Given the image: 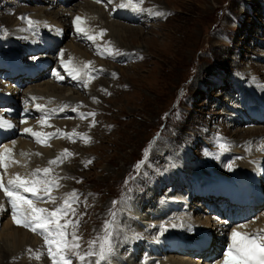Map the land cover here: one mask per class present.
I'll use <instances>...</instances> for the list:
<instances>
[{"label": "rangeland", "instance_id": "1", "mask_svg": "<svg viewBox=\"0 0 264 264\" xmlns=\"http://www.w3.org/2000/svg\"><path fill=\"white\" fill-rule=\"evenodd\" d=\"M30 1L31 3L29 0H0V88L4 90L3 82L6 81L3 79L5 77L4 60L13 55L8 56V52L5 50L9 48L13 52V49L10 48L13 47V39L24 30L21 22L22 18L51 19L50 16L53 18L58 13L60 22H64L71 27L77 12L85 9L87 2H89V0H74L64 7L58 5L60 3L67 4L64 1H58V4L53 6L49 5V3H52L51 0ZM131 1L135 4L136 13L130 16L123 12V4L113 5L112 0H105L104 3L94 5L95 7L93 4L89 6L92 13L96 14L95 18H100V16L102 18L107 10L108 13H106L109 14V19L120 21L119 23L123 26L140 28L139 33L123 31L121 38L127 47L116 49L115 52L122 51L111 55L110 63L106 62L102 67L94 65L92 72H95L99 77L103 76L107 81L97 84L96 87H85L82 84H76L79 85L78 88L76 85L75 87L68 85L71 91L78 92L74 96L76 99L80 100L82 94V99L86 101H83V103L74 101L75 104L72 103V105L64 108L71 114L74 105L81 104L82 114L77 116V118L79 117L78 120L73 116L71 117V121L85 122L84 125L78 126L76 130L78 133L75 136L80 140H74L76 146L65 145L63 152L56 153L51 159L56 163H50V161L44 166L37 164L42 165L38 167H41L43 171L48 169V166L52 169V175L50 176L52 180H49V182H55L57 186L51 192L52 198H55H51V201L60 202V205L53 209H46L47 211L44 214L46 215L48 211V213H52L57 209H63L64 211L58 214H61L60 225H66L64 228L65 239L72 242V233H75L77 237L75 244L79 245L80 237L87 232L86 246L91 247V244L97 242V253H99L100 245L105 242L106 237H110L111 248L106 256L113 252L116 255L120 254L122 257H118L119 264L126 262L141 264L140 259L143 256V251L154 252L157 247L156 237L153 236L157 227L156 223L154 220H141L133 214V209L138 205L143 210L149 207L151 209L143 211L148 214L156 211L162 202L167 205L169 201H176L179 195H183L182 193H188V190L192 191L190 185L187 188L185 187V190L177 189L168 180L171 177L173 178L174 175L178 176V172L183 174L184 164H189V172L198 171L199 176L203 174L200 173V170L206 172L204 176L198 178L199 182H196L198 185L204 177L213 180V175L219 173L216 169H218V163L221 165L222 158L228 160L236 156L235 145L241 147V145H245L250 141L264 139V127L256 128L255 123L247 124L252 128H246L244 127L246 125L243 124L237 125L240 123L238 115L236 116L232 111V108L240 109L239 106L235 107L234 99L242 97L243 93H240L242 90H237L238 84L242 86L241 78H251V84L247 86V89L250 95L255 97H260L261 91L258 88L264 86V83L260 80V77L264 80V0ZM28 3L30 4L26 5ZM117 3H120V1H116L115 4ZM102 7H105V11L102 10ZM61 12H64V14H61ZM170 13L173 15L172 17H170ZM115 15H118L119 18H114ZM55 19H57V16ZM91 22V25L95 26L96 29H101L103 42L100 39L98 40L100 42L99 46L96 44L98 47L96 45L82 46V50L87 52L90 50L93 55L90 54L89 56L93 60L96 58L101 61L102 59L98 56L104 53L102 46L105 41H111L110 43H119L120 41L115 39V42L113 38L112 40L109 35H106L105 30L103 31L105 29L102 26L103 23L96 19L91 20ZM138 23L140 24L138 25ZM24 25L27 28L25 23ZM31 31L36 32L33 28H31ZM68 33L67 38L69 37ZM71 36L72 34L69 39L72 42L75 41ZM55 37L60 44L59 48L62 46L61 49L70 43L68 39L62 41L63 35H55ZM7 40H12L10 47L6 46L10 42ZM51 44L54 45L53 42ZM81 44L85 45L84 42ZM127 49L129 51H126ZM48 51L50 50L47 49L45 55L48 54ZM39 52H41L40 49L35 50L34 55ZM120 53H123L122 57ZM117 56H120V58ZM32 58H26L23 60V64L28 63ZM9 59L16 61L11 56ZM47 61L49 62V59ZM116 62H122L123 65L115 64ZM49 65H51V69L46 68L43 73L45 75L52 74L54 70L53 73L55 74L57 63L51 62ZM260 67L262 69H258ZM44 76L43 79L39 78L40 80L35 79L34 81H28L26 78L22 79L20 87H24L23 92H26L31 86L39 87L38 84L42 81L49 80ZM249 81L246 80L244 84L246 85ZM7 84H10L9 81H7ZM13 86L14 88L9 86L11 90L20 89L14 80ZM121 88H124V91ZM104 90L108 91V94L102 93ZM98 91L104 95L106 94L107 97L104 95L103 97L95 96L94 93ZM51 94L54 103L59 102L61 104V102L66 101V99L59 101L56 98L61 95L60 91ZM248 99L252 101L251 96ZM234 104L235 106H232ZM258 104L259 106L256 108L262 111L261 103ZM18 106H22L21 101L18 102ZM245 107H252L251 111L254 108L252 104H246ZM20 108L19 112L23 109ZM0 111H2L1 108ZM249 114L248 116H251ZM71 115H74V113ZM10 118L7 117L8 120ZM29 118L28 121L35 122L34 116ZM234 121H237L236 124ZM20 128L16 126L14 129L15 135L4 137L3 141L0 142V150H3L2 147L5 144L12 142L13 136L15 142L23 140L29 142V144L32 143L33 140L28 141L29 138L25 134L27 133L24 131L25 129ZM262 130L263 132H260ZM21 132H25L24 135ZM64 139H68V133L64 135ZM33 145L35 150H38L37 156L39 157V143L35 144L33 142ZM233 150L235 154L229 156ZM20 156L24 158L22 165L18 160ZM20 156L14 155V160L16 159V163L14 160L12 161L16 164H14L16 166L14 168L24 170L28 178L31 174L30 177L38 178L41 174H37L35 170L37 165L33 164L32 157L30 158L28 154L24 153H21ZM33 161L36 162L37 159L33 157ZM65 164L67 165L65 166ZM221 172L220 174L224 175ZM189 176L188 174L184 176L186 177L184 184L195 182V179H190ZM26 177L25 179H28ZM46 177L39 176L42 180ZM164 182L165 184L168 183V186H162ZM263 186L261 185L260 189L263 191L259 195L260 201L264 198ZM140 199L143 203L138 201ZM135 200L138 204L135 203ZM200 202L201 198H191L185 207L181 204L180 208L183 207L187 211L192 209L193 204H200ZM153 203L155 208L158 207L157 209L151 207ZM91 205L93 207L91 211L93 212L87 214V207ZM220 207V200L212 202L210 204L211 215L213 218L218 216V219H226L224 209L219 214ZM203 210L208 211V209L200 206L196 214L202 220H204V217L201 216L204 215ZM121 212L129 214L128 220L130 223L128 225L125 224L124 219L120 218ZM127 213L123 214L128 216ZM256 214H254L252 220L258 222L260 217L264 215V202L261 210L258 209ZM228 215L230 214L226 213V216ZM2 218L1 216L0 264H10V262L11 264H53V260L50 259L48 253L31 254L30 251L3 261L2 251H5L7 247L8 250L12 248L9 246V242L4 239L3 235L6 233L4 226L7 218ZM120 231L129 239L127 244H124L125 251L119 249L115 252L116 246H119L115 236ZM69 233L71 237H69ZM215 235L218 239L219 234L216 232ZM32 236L35 237L36 234ZM134 238L141 244L143 243L144 247L141 248L140 246L137 252L133 249ZM30 240L32 246L40 245L38 239H35L36 242L33 239ZM203 245L205 246L204 242ZM66 246V250L70 248ZM68 246H71V243ZM76 250H78L77 247L74 252L67 250L69 255L66 253L65 256L68 255L72 261L75 257L79 258L81 254L79 250ZM94 256L96 264H98V255ZM111 256L105 257V262L111 259ZM183 259L192 262V264L196 262L191 257Z\"/></svg>", "mask_w": 264, "mask_h": 264}, {"label": "bare ground", "instance_id": "2", "mask_svg": "<svg viewBox=\"0 0 264 264\" xmlns=\"http://www.w3.org/2000/svg\"><path fill=\"white\" fill-rule=\"evenodd\" d=\"M51 1H52V3H49V5H51V6H53L54 4H57L58 1L63 2V0H55V2H54V0H51ZM119 1L125 2L124 5L129 4L128 3L129 0H119ZM91 4H93V6L97 5L95 3V0H89V2H87L85 9L79 10L77 12L76 17L81 18L80 26L83 29V32L87 33L88 35H91L92 37H94V39H88L85 35L78 33L76 31L74 23L71 27H69L64 22H60V20L58 18V13L56 15L57 19H55L56 16H53V18L50 16V18L54 21H52L51 19L36 20L35 22L40 25V28H38L37 26H32L35 24V22L33 20L27 19L25 17H23L22 21L21 20L20 21L22 23H25L27 28L30 31H31V28H33L36 31L35 33H37V34H41V33L53 34L54 36L55 35H57V36L63 35L64 38L62 39V41H65L67 39V33L72 30L73 32H75L77 34H80L79 37H81L83 41H85L87 43H94L95 45L96 44L98 45L100 43L98 40H100L102 38L101 31H100L101 29H96L95 26L91 25L92 24L91 20L96 19L100 23H103L102 26L105 28V29H103V31L105 30L104 32H106V35H109V37L111 39L113 38L114 40L113 39L112 40L115 42H116L115 39L120 41L119 43H110L111 41L110 42L105 41V44H107L106 45L107 47L104 46L105 45L104 44L102 46V48L106 51V53H103L102 56L103 57L106 56L107 53H109V55H112V54L115 55L116 53L121 52L122 51L121 49H120L121 51H119V52L118 51L115 52V50L120 48V47H127L126 44L124 42H122L123 40L121 38L122 37L121 34L123 33V31L137 33L140 28L130 27L128 25L123 26V24L121 25L119 23L120 21L118 22V21H113L112 19H109L108 18L109 14L107 15V13H108L107 10H106L107 13L105 12V14H104V16H102V18H101V16H100V18L99 17L95 18L96 14L92 13V10H90V8H89V6H91ZM102 10L105 11V7H102ZM132 10L133 9L130 8V6H128L126 8L127 12H132ZM64 12H66V11H64ZM64 12H61V14H64ZM115 12H116V10H115ZM53 14L55 15V13H53ZM119 14H120V12H119ZM142 16L144 17V15H142ZM172 16L173 15L171 14L170 17H172ZM110 18H111V16H110ZM144 19H145V17H144ZM73 20H75V18ZM52 23H56L60 27L57 28ZM144 23H145V21H144ZM70 28H71V30H70ZM143 32H145V31H143ZM57 38L60 39L59 37H57ZM101 41H102V39H101ZM132 41H133V39H132ZM44 42H45V46L47 47L48 50H49V48L53 47L50 41L45 40ZM116 44H117V46H116ZM97 45H96V47L99 46V45L98 46ZM128 48H129V46H128ZM37 49H40V51H41L37 54H40L42 56L44 55V56L38 57L39 58V59H37L38 61L33 60V62H34L33 68H36V69H30V74H33L34 80L39 79V78L43 79V76L45 75L43 73L44 72L43 70L47 68V65H48L47 59H49V57H48L49 54L45 55L46 50H43L42 46L38 47ZM92 49H96V48H92ZM62 51L63 52L61 53V59L64 62L62 64V69L64 70V73L62 75L64 76V79L68 78L70 81H75V80L88 81L92 77L91 66H94L96 64V66L102 67L103 65L106 64V62H109V63L111 62L110 58L109 59L106 58V59H104V61L103 60L99 61L96 58L93 60L89 56L90 54L93 55L90 52V50H88V52L85 50H82V45L76 41L72 42L70 40V43L67 44L66 46H64ZM95 51H98V50H95ZM126 51H129V50L127 49ZM48 53H49V51H48ZM95 53L100 54L98 52H95ZM10 54H13V55H10ZM9 55L11 57H14V59L16 61H14L13 59H9V57H10ZM8 56L9 57H7V60L5 59V64H4V66H5L4 72L6 73V76L8 77L6 79V85L8 86V90L5 94H2V97L5 99L10 97V95L8 93H11L12 97L16 98V94L14 93L15 90L14 89L11 90V88L7 84V81H10V77H12V76H14V77L21 76L19 74V71H18L17 66H16V64L19 65V58H18L19 56L15 55V53L12 51L8 52ZM117 57L120 58V56H117ZM121 57H122V55H121ZM114 58H116V57H114ZM41 60L44 62V64L38 65V62ZM112 66H114V65H112ZM118 67H121V66H118ZM258 69H262V68L260 67ZM70 73H73L74 75H70ZM103 73H105V72H103ZM57 74H59V73L56 71V73L55 74L53 73L52 76H48L49 80L48 81L47 80L42 81V83L38 84L39 87L31 86L28 88V92H26L25 94L20 93L21 94V99H20L21 104L24 102V105H25V107L22 109L23 111H20L23 114L21 117V120H22V122H21L22 126L21 127L24 129H26V128L32 129V132L39 134L40 139L45 140L47 146L39 143V146H40L39 147V149H40L39 153L40 154L38 157L37 156L38 150H35L34 145H33V142L35 144L37 143V139L32 134H31V137H32L33 142L31 144H29V142H26L23 140H18L15 142V140L13 141L14 137H12V139H11L12 142L5 144L4 147H2L3 150H0V157H2V159H0V182H2L5 187L8 186L9 181L16 182L17 176H19L22 180H24V175H23L24 172H22L24 170H22V171L19 170V169H21L19 167H18L19 169L14 168V167H16L15 166L16 165L15 164L16 159L14 160V158H15L14 155L20 156L21 153L28 154L30 156V158L32 157L33 164H36V165L42 164L44 166V165H47V162L51 161L52 157L56 153L58 154L59 152H63L65 150L64 149L65 145L66 146H76L74 140L69 139L70 141H66V140L61 138L62 137L61 135H63L62 133L64 131L67 133H71L73 135L77 134L78 133L76 131L77 127L81 126L82 124L84 125L85 122L82 123V121H76V120H78L79 117L78 118L75 117L77 119L74 121H71L70 119H68V117H67L68 115H67L66 111L62 110L61 112L57 113L55 111V109L49 108L47 106V105H49L48 101L43 103V100L47 97L54 99L51 93H53V94L56 92L59 93V91L61 92V95L56 97V98H58L59 101H62L63 99H66V102H74L75 101V102H82L83 103V101H85L82 99V97H83L82 94L80 96V100L76 99L74 96L78 92L71 91L68 88L69 86H67V88H66V86L64 84L63 85H57L58 83H61L60 75H57ZM23 75H25L24 71H23ZM105 75H106V73H105ZM26 79H28V81L30 80L29 77ZM260 80L264 81L261 79V77H260ZM50 81H52V82H50ZM105 81H107V79H104V78H99L96 80H90L87 82L88 83L87 87H90V86L96 87L97 84H99L101 82L103 83ZM103 85H105V84H103ZM76 86H78V88H79V85H76ZM262 87H264V86H261L258 88L261 91V93H260L261 95H259L260 97H257V99H258V102L261 103L262 106L260 105V107H262V110H263L264 109V107H263L264 106V93L261 90ZM98 89H100V88H98ZM121 89H122V91H124V88H121ZM84 91H86V90H84ZM102 93L108 94V91L104 90V91H102ZM102 93L98 91V92H95L94 95L99 96V97H103L104 94H102ZM90 94L93 95L92 93H90ZM88 96H89V94H88ZM104 96L107 97L106 94ZM1 103H5V105H6V101H2ZM57 104H59V102ZM77 104H79V103H77ZM19 105H20V103H19ZM37 105H40L41 108L43 109V111L38 110L36 107ZM19 108H17V109L19 110ZM71 108H73V107L71 106ZM74 108L76 110H79V108H77L75 106H74ZM15 112L17 114L20 113L17 110ZM5 113L6 112H4V114ZM28 113H31L30 117L34 116L35 122L32 121L33 122L32 123V122L28 121L30 119L27 115ZM76 113H77V111H75V114ZM250 114L253 117H257V114H253L252 111ZM3 118L6 119L5 116ZM10 121L13 122L14 120H10ZM6 123L9 124L8 122H6ZM18 124H19V121H18ZM13 128H14L13 126L10 128L4 127L3 123H0V142L3 141L4 137H8L10 135H15L14 131H12ZM260 132H263V130ZM24 133H22V134L24 135ZM25 134L27 135V133H25ZM19 135H20V133H19ZM103 135H104V133H103ZM13 142H15V143H13ZM6 149H7V152L5 151ZM234 149L236 152V156H233L232 158H229L228 160H225V158H222V161L220 162L221 165H219V163H218V169H216V171H218L219 173L213 175V177H214L213 180H210L209 178L204 177V178H202V180L200 181V183L198 185L195 182L194 183L195 186H190L192 191L188 190L189 191L188 193L187 192L182 193L183 195H179V197L176 198V201H169V202H167V205H165L162 202V204L159 206V208L156 211L150 212L148 214H144L145 220H147V219H149L151 221L154 220V222L156 223L157 227L155 229V234L153 236L156 237V246L157 247L154 249V252L152 254L159 257L158 259L152 260L151 262L146 263V264H192V262L184 260L183 258H185V257H191V258L198 257V258H200L199 255L194 256L195 254H190L193 247L197 248L196 252L198 254H202L206 250L210 249L209 247L206 248V246H208L209 244H210V247L211 246L214 247V243L217 240V236L215 235L216 238L212 237V236H213V233H215V230L219 234L220 244H223V245H225V242H227L225 240V237H231V233L233 230L237 231L240 235L246 236V237H248L249 235L252 237V234H255L259 243L260 244L264 243V215L260 217L258 222H255L253 220L249 221V216H247L246 214L241 215V217L239 219H236V220L229 218L228 221L226 219L222 220L221 218H220L221 219L220 220L217 218L218 216H216V218H213V216L211 215L210 204L214 201L206 199L208 194H209V197L211 195H213L214 197H217L218 195H220L222 197H227L231 203L232 202L235 204L239 203L240 206H242L245 203L250 204L248 210L254 212V214H256L258 212V209H256V207L259 204V202H261L260 197H259L261 192H259V190L261 189L260 181H261L262 175L264 173V139L260 138L259 140H255V141L253 140V141H251L245 145H241V147H237L235 145ZM49 150H50V152H49ZM33 157L35 159H37L36 162L33 161ZM58 157H59V155L57 156V158ZM252 157H254L253 160L255 162H252V159H251ZM208 159H209V157H208ZM11 160L12 161L14 160L15 163L12 162ZM18 160L20 162V165H22L23 161H24L23 156H20ZM64 161H65V159H64ZM42 165H37V167L42 166ZM66 165L67 164H65V166ZM48 167H50V166H48ZM80 167H82V166H80ZM26 168H28V167H26ZM183 168L185 169V170H183L184 171L183 174L181 172H178V176L174 175L173 178L170 176L171 178H169L168 180L171 181V183H173L174 187H176L177 189L180 188V189L185 190L187 188V186L189 187V185L191 184L190 182H187L185 184L183 183L186 181V179H185L186 177H184L185 175H187V174L190 175L189 176L190 179H193V180L194 179L198 180V178H201V177L198 175L197 172L196 173L195 172L194 173L189 172V170H190L189 164L188 165L184 164ZM220 170H223V171L221 172ZM220 172L223 173L224 175L220 174ZM242 172H246V176H241L240 174ZM35 175H36V173H35ZM192 175H195V176H192ZM39 176H42V175H39ZM39 176H38V178H39ZM26 178H28V177H26ZM35 178H33V179L29 178L28 179L30 186L33 182H35L36 187L38 188L37 195H38V193L42 192V193H47L48 194L47 197L43 201H38V200H35V198L32 196V194L30 192H24L22 189L19 190L20 194L22 196L28 198V199H32L34 201V207L37 209H46V207L47 208H53L56 204H59L60 202L50 201V190L48 189L47 192H44L43 191L44 188L42 186H40V184L43 183V180L36 181ZM49 180H52V179L50 178ZM256 185H257L258 189H257ZM48 188H53V185L48 186ZM250 192L258 193L259 200H258V198H256L254 201V198L252 196H249ZM185 193H187V194H185ZM191 198H193V199L201 198L200 205L199 204H193V206H192L193 209H199L200 206H203L205 209H208V211L203 210L204 211L203 214L205 216L201 215L202 217H204V220L200 219L199 218L200 216L198 217V215H196L197 214L196 210H194L191 213L189 210L186 211V209L183 207L180 208L181 204L185 207V205H187V203L189 202V200ZM141 199L138 201L142 202ZM249 199L251 200V202L249 201ZM9 200H10V198L5 196L4 189L0 188V217L2 216L3 217L2 219L7 218L6 225L4 226L6 228V233L3 236H4V239L6 240V242H9V244H10L9 246L12 248L11 250H8L9 248L7 247L5 251H2L3 252V261H5L6 259H12L13 256L15 258V257H17V255H20L21 253L23 254L27 251H28V253L30 251L31 254L48 253L49 245L46 243L44 236L39 235V232H33L29 228H26L23 226H18L16 223H14L13 218H12V207H11V204L9 203ZM257 200H258V202H257ZM57 201H59V200H57ZM170 202H172V203L169 204ZM18 206L20 208V211L25 216L30 217L32 215L31 209L28 207L27 204H21ZM89 208H91V209H89ZM216 208H214V209H216ZM87 209H88L87 214H91L93 212V211H91L93 209L92 205L90 207H87ZM221 209H222V206L219 209L220 210L219 214L221 213ZM48 212H47V214H48ZM136 212H140L139 209H137ZM142 212H143V210H142ZM241 212L243 213V210H241ZM206 213H208L209 216L206 215ZM137 214L140 216H143V213L142 214L137 213ZM42 215H45V214L43 213ZM223 215H224V213H223ZM120 218L124 219V222L126 225H128L130 223L128 220V216L123 214L122 212L120 213ZM113 219H114V217H113ZM51 220H52V223L49 224V228L55 229L59 225L58 224V220L60 221L59 216L57 215L55 217H51ZM92 220H94V219H92ZM139 221H140V219H139ZM146 223H149V222H146ZM101 224H103V223H101ZM209 227L213 228V233H212V229ZM35 234H36L35 237L32 236ZM206 235L208 236V238H206L207 237ZM69 237H71L70 233H69ZM30 239H33V241H35V242H36L35 239H38L40 242V245L32 246L31 245L32 241ZM49 239L52 240V239H54V237L50 236ZM128 239L129 238L124 233H121V231H120L115 236L116 242L119 243V246L118 247L116 246V248H115V252H117L119 249L120 250L124 249L123 248L124 244L125 243L127 244ZM87 240H88V235H87V232H85L80 237L79 245L77 247L80 254L85 256V260L83 262H81L79 258L75 257L72 261V264H90V262H92V264H96V258L94 256L95 254L92 257H88L87 253L89 252L90 248L93 249L94 253H97V242H95V243L93 242L94 244H91V247H88V246H86ZM75 242H77V241H75ZM203 242H204L205 246L203 245ZM69 243H71V240H68V244ZM68 244L66 247L67 248L71 247V246H68ZM139 244H140L139 241H137L136 243H135V241L133 242V246H134L133 249L135 252H137V249L140 246L142 248V245H139ZM37 247L39 248L38 250H37ZM52 249L55 252V250H56L55 244H52ZM78 250H76V251H78ZM124 251H125V249H124ZM66 253H67V250L65 251V254ZM68 255L66 257H68ZM214 255H215V257H220L222 254H220L219 252L216 251ZM136 259H137V256H136ZM202 262H205V261H202ZM10 264H11V262H10ZM100 264H119V259L116 255H113V256H111V259H109L107 262H105V260H104L103 262H100ZM122 264H130V262H126V263H122ZM132 264H140V263L132 262ZM195 264H199L198 259L196 260Z\"/></svg>", "mask_w": 264, "mask_h": 264}, {"label": "snow or ice", "instance_id": "3", "mask_svg": "<svg viewBox=\"0 0 264 264\" xmlns=\"http://www.w3.org/2000/svg\"><path fill=\"white\" fill-rule=\"evenodd\" d=\"M97 2L104 3L105 0H97ZM80 21V17H76L74 20L76 31L85 35L88 39H94V37L91 35L83 32V29L80 26ZM33 59L36 60L38 57H33ZM70 75L74 74L70 73ZM60 78L63 79L62 76ZM36 107L38 110L43 111L40 105H37ZM3 126L9 128L12 127V125L7 123H3ZM24 131L31 133L37 139L38 143L47 146L46 141L40 139L39 134L32 132V129L26 128ZM5 151L7 152V149ZM0 159H2V157H0ZM50 163H56V161H51ZM47 173L48 169H44V174L46 175ZM0 188H3L5 191V196L10 198L9 203L12 207V218L14 223H16L18 226L29 228L33 232H39L40 235L44 236L46 243L49 245L48 255L53 260V264H72L71 258L65 256V246L68 244V241L65 239L66 233L64 231L66 225H58L55 229L49 228V224L52 223L51 217L57 216L58 213H62L64 210L57 209L55 212L42 215L47 210L35 208L34 201L22 196L19 190L22 189L24 192H30L35 200L38 201H43L44 197L37 195L38 188L36 187L35 182H33L30 186L29 182L22 180L19 176L16 177V182L9 181L7 187H5L2 182H0ZM43 191L47 192L48 188H44ZM21 204H27L31 209L32 215L30 217L25 216L20 211L18 205ZM50 236L54 237V239L50 240ZM72 237L73 239L71 242V247L67 249L68 251H74V249L78 247V245L75 244L77 239L75 233H72ZM231 238L234 247L229 248L228 251L223 254L224 264H233V261L230 259V253L234 250L236 251L237 256L240 257L239 264H264V243L256 244L255 240L248 239L243 244H237V240L241 239V237L240 234L235 230L232 231ZM52 244L56 245L55 252L52 249ZM110 248V237H106L105 243L100 245L99 253H94L93 249L90 248L87 256L92 257L94 254L98 255V264H100V262L104 261L107 253L110 251ZM79 259L81 262H83L85 260V256L79 255Z\"/></svg>", "mask_w": 264, "mask_h": 264}]
</instances>
